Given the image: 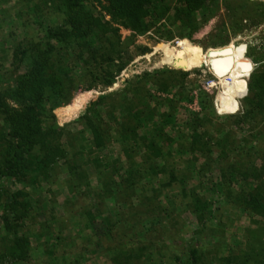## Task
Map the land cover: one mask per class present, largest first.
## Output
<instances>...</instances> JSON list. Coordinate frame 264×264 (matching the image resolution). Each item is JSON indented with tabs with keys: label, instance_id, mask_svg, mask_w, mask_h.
<instances>
[{
	"label": "rangeland",
	"instance_id": "374dc122",
	"mask_svg": "<svg viewBox=\"0 0 264 264\" xmlns=\"http://www.w3.org/2000/svg\"><path fill=\"white\" fill-rule=\"evenodd\" d=\"M207 4L182 25L176 0H149L134 31L89 1L116 31L60 42L47 32L63 23L61 0H0V92L42 48L61 82L40 118L61 152L40 171L21 166L26 152L0 116V264H173L196 230L212 264H264V214L246 201L264 204V88L258 105L246 89L252 75L264 79V23L208 47L223 9ZM227 57L232 81L207 85ZM98 67L115 73L111 85L93 78ZM161 68L172 72L153 73Z\"/></svg>",
	"mask_w": 264,
	"mask_h": 264
},
{
	"label": "trees",
	"instance_id": "16d2710c",
	"mask_svg": "<svg viewBox=\"0 0 264 264\" xmlns=\"http://www.w3.org/2000/svg\"><path fill=\"white\" fill-rule=\"evenodd\" d=\"M89 1L100 4L111 23L134 31L142 29V21L148 13L149 0H61L65 9L63 23L47 32L49 38L60 42L66 41L70 35L73 39L82 38L94 26L103 33H114L116 27L106 25L107 22L99 21L91 11L84 9L83 4ZM176 2L178 5L173 10L177 19L182 21V25L191 23V19L201 4L208 2L207 6H210L214 2L220 3L223 9L222 17L217 20L210 34L205 37L208 47L224 46L231 37L248 32L264 23V1L248 3L243 0H176ZM48 54L49 49H38L27 70L15 79L13 87L0 92V116L7 124V134L15 139L16 148L21 149L23 154L26 152V157H22L21 166L23 168L27 165L31 166L34 172L40 171L61 152L58 145L49 143L50 132L42 129L40 125L43 102L49 96H55L61 89L60 79L49 74ZM107 60L112 61V58L108 56ZM124 66V62L120 63L114 72H119ZM164 72H172V70L161 68L153 71L154 74ZM96 74L93 78L102 86H109L114 82V74L107 73L100 67L96 70ZM262 76L263 74L252 75L246 82V89L257 105L264 88ZM235 87L236 83L233 82L231 96L228 99L232 111L237 106L234 97ZM88 95L89 92L78 95V104L72 112ZM248 102L252 100L248 99ZM60 114L63 116L62 113ZM258 132L260 137H264V122L260 125ZM1 136L0 132V138ZM31 150L33 153H30ZM246 201L249 206L253 207L250 209L256 214H264V204L259 203L256 198L252 199L250 196ZM250 260L253 263L256 262L255 257H251ZM173 264H212L210 248L202 231L194 232L193 240L187 246L185 253L182 256L178 254L173 256Z\"/></svg>",
	"mask_w": 264,
	"mask_h": 264
},
{
	"label": "bare ground",
	"instance_id": "6f19581e",
	"mask_svg": "<svg viewBox=\"0 0 264 264\" xmlns=\"http://www.w3.org/2000/svg\"><path fill=\"white\" fill-rule=\"evenodd\" d=\"M177 44H178V48L180 50H184V46H183L182 43L179 42ZM230 63H231V59L229 57L224 58V59H218L217 61H214L216 72H214V71L213 72L216 73L217 75H224L225 73H227V71H228V69L230 67ZM174 64H176V63L174 62ZM231 81L232 80H231V77H230V81L229 82H231Z\"/></svg>",
	"mask_w": 264,
	"mask_h": 264
},
{
	"label": "built area",
	"instance_id": "2783aa9c",
	"mask_svg": "<svg viewBox=\"0 0 264 264\" xmlns=\"http://www.w3.org/2000/svg\"><path fill=\"white\" fill-rule=\"evenodd\" d=\"M230 81V75H224V76H219L216 73H214L211 69V72L209 73V80L207 82V85L211 86H219L220 84L222 85V82L226 83ZM215 89V87H213Z\"/></svg>",
	"mask_w": 264,
	"mask_h": 264
},
{
	"label": "water",
	"instance_id": "95a60500",
	"mask_svg": "<svg viewBox=\"0 0 264 264\" xmlns=\"http://www.w3.org/2000/svg\"><path fill=\"white\" fill-rule=\"evenodd\" d=\"M210 56H211V53H208V57H210ZM209 66H210V63H209ZM171 67H172V68H175V69H180V70H181V69H184L183 66L180 65V64L178 65V64H173V63H171ZM210 69H212L211 66H210Z\"/></svg>",
	"mask_w": 264,
	"mask_h": 264
}]
</instances>
